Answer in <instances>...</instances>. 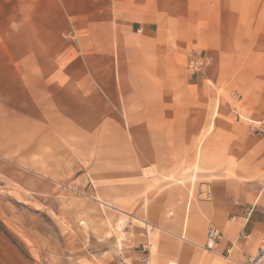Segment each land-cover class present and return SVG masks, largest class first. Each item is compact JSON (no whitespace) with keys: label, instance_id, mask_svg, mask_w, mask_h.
Instances as JSON below:
<instances>
[{"label":"crops","instance_id":"crops-1","mask_svg":"<svg viewBox=\"0 0 264 264\" xmlns=\"http://www.w3.org/2000/svg\"><path fill=\"white\" fill-rule=\"evenodd\" d=\"M71 31L112 48L86 59L92 75L70 55ZM225 31L250 34L194 77L183 49L225 48ZM262 120L264 0H0V128L16 129L11 141L0 132V151L11 144L38 163L39 136L32 130L24 148V128L41 125L55 145L97 129L106 145L88 158L96 189L112 207L143 208L153 230L139 245L154 264H249L261 251L264 264V132L253 124ZM60 152L44 158L48 174L75 167ZM210 227L221 233L211 249Z\"/></svg>","mask_w":264,"mask_h":264},{"label":"rangeland","instance_id":"rangeland-1","mask_svg":"<svg viewBox=\"0 0 264 264\" xmlns=\"http://www.w3.org/2000/svg\"><path fill=\"white\" fill-rule=\"evenodd\" d=\"M248 3L252 5L247 10H255L258 1ZM246 18L250 23L254 20V17ZM226 19L235 17L226 16ZM133 34L137 36L140 33L135 30ZM242 34L248 36L250 33L223 32L225 48L202 47L195 42L189 44L182 52L188 60V72L196 77L218 61L221 51L239 50L238 47H230L229 43ZM151 36L154 40L161 38L157 32H152ZM66 37L73 41L70 55L80 57L89 74L94 71L91 69L94 65L85 63L86 59L112 54L109 44L95 48L88 42L84 43L95 39L94 33L71 31ZM170 38H176L175 34ZM113 51L115 54L116 47ZM214 86L222 91L217 83ZM240 96L238 86L232 87L231 103L236 115L244 118L238 112ZM253 124L255 132H264V120ZM32 130L39 136L38 144H33L39 148L36 153L38 163L30 161L29 151L26 158H16L11 144H8V151H0V264H154L145 254L149 251L148 246L146 249L143 244L139 245L140 239L153 230L145 221L141 212L143 208L112 207L96 189L92 171L94 161L88 158L104 151L106 145V139L95 132L97 129L87 128L85 143L55 145L48 129L41 125L39 128H24V148L31 146ZM0 132L6 133L11 141L16 129L0 128ZM54 146H59L60 153L74 157L71 162H76L74 168L62 170L60 174L47 173V160L44 158L53 152ZM149 177L154 178L152 172ZM145 199L143 193L140 200L144 203ZM219 261L224 263L222 258Z\"/></svg>","mask_w":264,"mask_h":264},{"label":"built area","instance_id":"built-area-1","mask_svg":"<svg viewBox=\"0 0 264 264\" xmlns=\"http://www.w3.org/2000/svg\"><path fill=\"white\" fill-rule=\"evenodd\" d=\"M221 237V233L215 228V227H210L208 231V237H207V247L208 248H213L215 241ZM262 254V251L258 253L255 256H252L249 258V264H258L260 259L259 255Z\"/></svg>","mask_w":264,"mask_h":264},{"label":"bare ground","instance_id":"bare-ground-1","mask_svg":"<svg viewBox=\"0 0 264 264\" xmlns=\"http://www.w3.org/2000/svg\"><path fill=\"white\" fill-rule=\"evenodd\" d=\"M259 259H261L260 255H259Z\"/></svg>","mask_w":264,"mask_h":264}]
</instances>
